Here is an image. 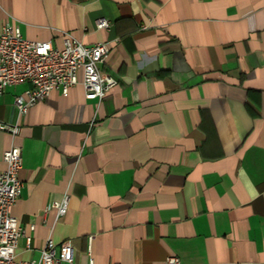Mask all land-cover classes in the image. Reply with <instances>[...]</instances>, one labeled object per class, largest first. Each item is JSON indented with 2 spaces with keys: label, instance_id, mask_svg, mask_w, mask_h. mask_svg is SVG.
<instances>
[{
  "label": "crops",
  "instance_id": "1",
  "mask_svg": "<svg viewBox=\"0 0 264 264\" xmlns=\"http://www.w3.org/2000/svg\"><path fill=\"white\" fill-rule=\"evenodd\" d=\"M6 24L108 43L99 69L117 80L101 102L76 85L23 115L31 84L0 93L20 127L0 131V172L22 150L17 261L52 239L73 247L57 264H264V0H0Z\"/></svg>",
  "mask_w": 264,
  "mask_h": 264
},
{
  "label": "built area",
  "instance_id": "2",
  "mask_svg": "<svg viewBox=\"0 0 264 264\" xmlns=\"http://www.w3.org/2000/svg\"><path fill=\"white\" fill-rule=\"evenodd\" d=\"M97 29H109L111 23L105 18L95 22ZM62 47H54L50 41H32L23 38L17 26L6 24L0 29V93L7 86L22 83L31 84L26 96L15 99L19 115L44 101L53 90L59 89L64 95L81 85L85 97L101 102L106 94L117 85V80L99 69L106 62L110 49L108 43L99 42L85 45L70 33L64 32ZM0 131L9 133L12 139L20 132L19 125L0 122ZM5 169L0 172V264H57L73 261V247L63 242L58 247L48 239L37 260L17 261L15 251L18 239L26 236V231L12 215V208L22 192L19 171L22 166L21 147L14 142L4 152ZM51 208L56 210V219L66 215L69 196L53 201ZM34 229V227H31ZM30 243V237L27 236ZM169 264H180L177 257L171 256Z\"/></svg>",
  "mask_w": 264,
  "mask_h": 264
}]
</instances>
